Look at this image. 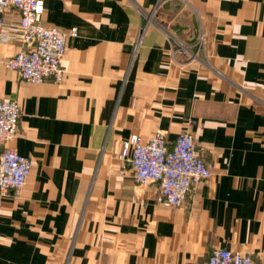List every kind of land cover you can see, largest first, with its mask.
<instances>
[{"label": "crops", "instance_id": "1", "mask_svg": "<svg viewBox=\"0 0 264 264\" xmlns=\"http://www.w3.org/2000/svg\"><path fill=\"white\" fill-rule=\"evenodd\" d=\"M2 16L14 34L18 9ZM41 20L77 34L60 82L20 79L4 61L25 46L0 39V95L20 107L6 145L31 160L0 194V264H200L214 248L264 264V0H44ZM181 131L212 174L164 206L119 153Z\"/></svg>", "mask_w": 264, "mask_h": 264}, {"label": "built area", "instance_id": "2", "mask_svg": "<svg viewBox=\"0 0 264 264\" xmlns=\"http://www.w3.org/2000/svg\"><path fill=\"white\" fill-rule=\"evenodd\" d=\"M158 4L159 2L150 14L145 16V26L138 33L134 44L135 51ZM9 7L18 9L19 22L14 34L0 32V39L16 38L25 48L6 58V67L15 70L20 79L30 83L45 80L60 82L65 74L62 58L66 51V38L76 35L77 28L72 27L66 32L45 25L41 20L44 0H0V27L4 25L2 12ZM195 46L196 51L191 52L192 57H197L203 47V34L198 37ZM19 117L18 102L0 95V194L11 190L15 195H19L31 171V160L6 145L18 132ZM119 157L129 165L137 183L158 184L155 199L158 204L164 206L182 204L193 186L212 174L189 131H181L173 144L166 141L162 132H155L147 140L138 134H132L123 141ZM200 264L261 262L251 252L214 248Z\"/></svg>", "mask_w": 264, "mask_h": 264}]
</instances>
